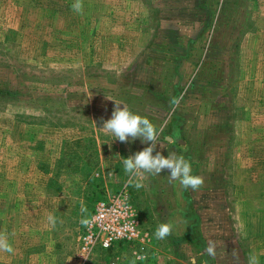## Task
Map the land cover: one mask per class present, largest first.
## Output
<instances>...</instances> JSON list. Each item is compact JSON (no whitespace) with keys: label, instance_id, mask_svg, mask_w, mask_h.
Returning a JSON list of instances; mask_svg holds the SVG:
<instances>
[{"label":"rangeland","instance_id":"obj_1","mask_svg":"<svg viewBox=\"0 0 264 264\" xmlns=\"http://www.w3.org/2000/svg\"><path fill=\"white\" fill-rule=\"evenodd\" d=\"M74 2L0 0V231L17 234L0 264H264V0ZM115 100L204 185L168 170L130 185L123 160L148 143L105 134ZM121 188L145 244L82 254L80 220Z\"/></svg>","mask_w":264,"mask_h":264},{"label":"clouds","instance_id":"obj_2","mask_svg":"<svg viewBox=\"0 0 264 264\" xmlns=\"http://www.w3.org/2000/svg\"><path fill=\"white\" fill-rule=\"evenodd\" d=\"M74 12L83 13V0H75L72 4ZM112 99L111 97H107ZM180 99L173 97L170 104L178 107ZM123 105V107H121ZM105 134L114 135L122 143L128 142L129 138L135 141L140 138L142 142L148 143V146L143 150L136 152L134 155L128 156L123 160L124 171L129 174L128 183L134 185L137 189L143 187L142 179L144 173L152 175H160L164 170H168L169 182L179 181L180 185L185 188L197 190L204 185V177L193 174L191 162L183 155H176L170 153L165 156L160 152L154 151L157 147V138L159 132L163 129L157 127L149 120L148 117L133 112L126 104H122L115 100V108L110 119L104 121L102 127ZM170 143L175 142L172 137L167 138ZM150 142V143H149ZM163 146V145H162ZM87 207L81 201V213H86ZM48 223L52 226L56 224V217L49 215L47 217ZM80 223L87 227L90 226L91 221L85 217L80 220ZM174 224L172 222H164L160 224L155 232L157 239H165L172 234ZM205 253L210 257L216 256L215 242H209L205 248ZM0 252L14 253L15 249L9 240L7 234L0 233ZM84 256V255H83ZM87 258L86 256H84ZM144 256H137L136 260H143ZM135 264V261L133 262ZM248 264H259L258 257L255 254H250L248 257Z\"/></svg>","mask_w":264,"mask_h":264},{"label":"built area","instance_id":"obj_3","mask_svg":"<svg viewBox=\"0 0 264 264\" xmlns=\"http://www.w3.org/2000/svg\"><path fill=\"white\" fill-rule=\"evenodd\" d=\"M88 219L90 226H83L78 235V248L82 254H88L95 246L109 249L119 242L145 244L147 240L126 188L97 200Z\"/></svg>","mask_w":264,"mask_h":264},{"label":"crops","instance_id":"obj_4","mask_svg":"<svg viewBox=\"0 0 264 264\" xmlns=\"http://www.w3.org/2000/svg\"><path fill=\"white\" fill-rule=\"evenodd\" d=\"M7 220H8V221H6V224L9 223V222H11V221H13V220L15 221V217H8V216H7ZM9 227H10V226H9ZM0 233H1V231H0ZM2 233L8 235L10 242H11V240H12V242L15 241V235H17V234L15 233V228H14V227H13V231L8 230L7 232H2ZM11 233H12V234H11ZM11 236H12V237H11ZM12 245H13V247H14V244H13V243H12ZM15 250H16V249H15Z\"/></svg>","mask_w":264,"mask_h":264}]
</instances>
